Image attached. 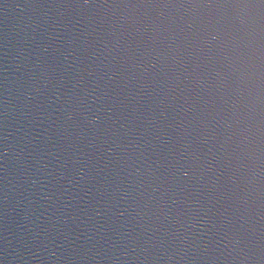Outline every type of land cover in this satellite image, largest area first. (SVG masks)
Listing matches in <instances>:
<instances>
[{
	"label": "water",
	"instance_id": "water-1",
	"mask_svg": "<svg viewBox=\"0 0 264 264\" xmlns=\"http://www.w3.org/2000/svg\"><path fill=\"white\" fill-rule=\"evenodd\" d=\"M0 264H264V0H0Z\"/></svg>",
	"mask_w": 264,
	"mask_h": 264
}]
</instances>
